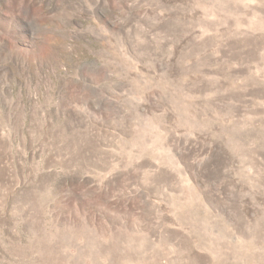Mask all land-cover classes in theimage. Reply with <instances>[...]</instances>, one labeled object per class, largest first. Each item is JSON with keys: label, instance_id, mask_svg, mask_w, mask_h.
I'll use <instances>...</instances> for the list:
<instances>
[{"label": "rangeland", "instance_id": "rangeland-1", "mask_svg": "<svg viewBox=\"0 0 264 264\" xmlns=\"http://www.w3.org/2000/svg\"><path fill=\"white\" fill-rule=\"evenodd\" d=\"M0 264H264V0H0Z\"/></svg>", "mask_w": 264, "mask_h": 264}]
</instances>
